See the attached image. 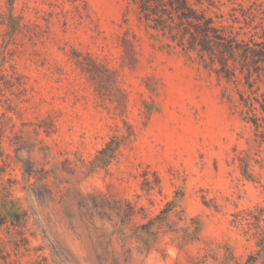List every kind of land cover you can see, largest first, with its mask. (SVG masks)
<instances>
[{"label":"rangeland","instance_id":"1","mask_svg":"<svg viewBox=\"0 0 264 264\" xmlns=\"http://www.w3.org/2000/svg\"><path fill=\"white\" fill-rule=\"evenodd\" d=\"M199 1L264 42V0ZM217 67L128 0H0V264H264V85Z\"/></svg>","mask_w":264,"mask_h":264},{"label":"trees","instance_id":"2","mask_svg":"<svg viewBox=\"0 0 264 264\" xmlns=\"http://www.w3.org/2000/svg\"><path fill=\"white\" fill-rule=\"evenodd\" d=\"M133 4L147 27L169 39L185 51H194L201 57L207 55L219 78L226 81L243 76L245 86L255 93L264 85V42L238 39L231 26H217L205 9L197 8L199 0H128ZM262 75V78H261ZM256 86L255 90L253 87ZM247 108V122L252 123L258 143L264 144V92L258 97H241ZM258 103L263 115L255 113ZM264 222V209L258 214L246 212L241 217L247 227Z\"/></svg>","mask_w":264,"mask_h":264}]
</instances>
